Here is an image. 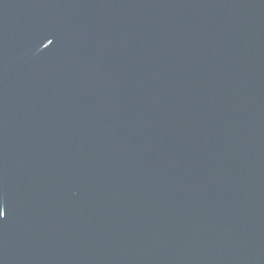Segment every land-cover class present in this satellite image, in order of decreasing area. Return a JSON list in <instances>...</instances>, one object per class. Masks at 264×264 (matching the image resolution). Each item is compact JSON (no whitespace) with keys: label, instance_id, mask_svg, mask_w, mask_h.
Wrapping results in <instances>:
<instances>
[{"label":"water","instance_id":"1","mask_svg":"<svg viewBox=\"0 0 264 264\" xmlns=\"http://www.w3.org/2000/svg\"><path fill=\"white\" fill-rule=\"evenodd\" d=\"M0 264H264V0H0Z\"/></svg>","mask_w":264,"mask_h":264},{"label":"snow or ice","instance_id":"2","mask_svg":"<svg viewBox=\"0 0 264 264\" xmlns=\"http://www.w3.org/2000/svg\"><path fill=\"white\" fill-rule=\"evenodd\" d=\"M4 215L5 213L2 210H0V217H3Z\"/></svg>","mask_w":264,"mask_h":264}]
</instances>
